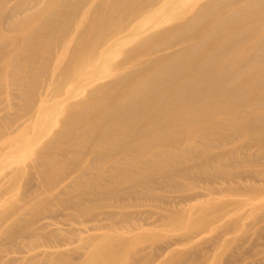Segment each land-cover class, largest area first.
Segmentation results:
<instances>
[{
    "label": "rangeland",
    "instance_id": "374dc122",
    "mask_svg": "<svg viewBox=\"0 0 264 264\" xmlns=\"http://www.w3.org/2000/svg\"><path fill=\"white\" fill-rule=\"evenodd\" d=\"M30 1L8 0L0 16V264H264V94L247 99L241 80L261 68L264 43L237 49L213 23L248 0L219 7L217 0H154L144 11L146 0ZM202 36L230 49L211 77L187 71ZM129 55L139 67L126 75L127 66L115 64ZM173 81L195 101L236 87L242 94L216 105L214 118L193 104L190 117L199 112L192 119L207 117L211 129H193V150L179 139L173 153L160 156L153 143L163 142L160 129L145 146L128 135L147 110L142 103L167 94ZM127 89L128 99L116 102L119 119L103 126L105 100ZM181 113L167 117L179 123L169 136L189 129ZM31 136L41 138L34 144Z\"/></svg>",
    "mask_w": 264,
    "mask_h": 264
},
{
    "label": "bare ground",
    "instance_id": "6f19581e",
    "mask_svg": "<svg viewBox=\"0 0 264 264\" xmlns=\"http://www.w3.org/2000/svg\"><path fill=\"white\" fill-rule=\"evenodd\" d=\"M6 1H8V0H0V16H1V8L3 6V3L6 2ZM59 1H62V0H47V2H50V3L55 4V5H58ZM64 1H63L64 3L68 2V0H64ZM117 1H121L124 6H129L130 4L135 3L133 0H117ZM33 2H34V0L30 1V3H29L30 6L32 4H34ZM113 2L116 3V0H113ZM153 2H154V0H146V3L144 5V7H142L141 11L147 10L153 4ZM217 2L218 3L215 5V7H219L220 4L223 2V0H217ZM19 6H21V4H16L15 6H13L11 8L10 12L16 11L19 8ZM175 8H176V6L173 7V10ZM28 9H30V8H28ZM101 9L105 11V10H107V6L104 5L103 8H101ZM179 10H181V8ZM57 11H58L57 9L54 10V12H57ZM20 13H21V11H20ZM131 18H132V16H131ZM222 18H225V19H222ZM44 19L45 18H43V20ZM222 20H224V21H222ZM28 21H29L28 18L27 19H23V20H21L20 23H16L14 26L18 27L20 24L26 25L28 23ZM96 21H99L98 17L96 18ZM86 23H87V20L85 21V24ZM213 23L217 25V28H219V27L221 28L220 32H221V34L224 37H227V38L232 37L233 40L237 41V44H238L237 49H239L242 45H243V47H246L247 45H250V44L257 48L260 44L264 43V0H248V3L245 6H242V7L238 8V9H231V10H228L226 12H222L220 15H216L215 19L213 20ZM131 26H132V20H131V25L129 27H131ZM46 27H48V26H46ZM150 29H152V27H150ZM115 33L116 32L113 31V35ZM195 36H200V32H198ZM154 39H155V37H154ZM98 40H100V37L97 38L95 40V42H97ZM199 40L204 41V42L201 44L199 49H196L195 51H193V53L196 55V60L193 61L194 65L192 67H188L187 68L188 69L187 71H189V74H191V75L193 74L195 76V75H201V71L205 69V70L208 71V74H209L207 77H211V76H213L215 74V72H212V70L215 67H217V63H220L222 61L223 56L227 52H229L230 49H228V48L224 49V48H221V47H216L214 42L211 39L203 37V36L200 37ZM23 41H25V40H23ZM115 43H117V40H113V42L109 45V47L107 49H111L112 46L115 45ZM143 43H141V44H143ZM186 45H187V42H183V45L179 46V48H181V49L178 48L179 50L177 51L178 52L177 57H179V60H182L183 57H184L185 50L182 47H185ZM18 46H20V45H18ZM85 48H87V47H85ZM27 50L28 49H23V52H26ZM231 51L234 52V50H231ZM243 52H246V51L244 50ZM0 53H1V50H0ZM96 53H97V50H93L91 52V54L89 55L90 56L89 58L94 59L95 56H96ZM127 53L132 55V56H135L134 54H132V49H129L127 51ZM32 54L33 53L31 51H27V55H32ZM148 54L149 55H147V56H148L149 59H151V60H155L156 59V54L157 53L151 52V53H148ZM130 55L127 58V60H128L127 62L124 63V61H123V63H122L120 61V62L115 64V67L118 68V69H119V67L122 68L123 66H127L126 67L127 71L124 72V74H126V75H128L129 73L133 74V72H135L137 70V68L139 67V60L140 59L139 58H135V57H131ZM249 55H250V51H247L245 57L247 58ZM77 56H81V58H82V50H81V52L78 51V53L75 55V58H77ZM26 57H28V56H26ZM167 58H168V56H163L162 59L166 60ZM9 61H11V57L9 58ZM11 64H12V62H11ZM14 68H15V66H14ZM87 72H89V70ZM83 73H84V76H86V74H88V73L85 74V72H83ZM104 76H107V75H103V78H104ZM182 77H185V76H182ZM81 79H82L81 81H83V78H81ZM241 80H243L245 83H247L246 84V86H247L246 90L243 91V93H244V95L246 96L247 99L252 100L254 98L255 91H257V90L260 91V93L264 94V87H262L264 85V61H263V64H262L261 68L253 70L252 72L244 75V77ZM118 82L119 81L116 79V81L114 83L116 85H118V88H119ZM114 83H112L111 85H114ZM102 85H103V83L100 86L102 87ZM116 85H114V87H116ZM178 86H179V81H177L175 83L173 81V83L170 85V88L165 91L167 94H164L162 97H158V98L154 97V99L149 104L147 103V100H145L144 103H142V106L145 108V110L146 109L147 110L140 112L142 114L139 115V118H134L136 120L135 122H137V121L139 122V126L136 125L138 128L135 126L136 129H134L135 131L133 130L134 133L133 134H129L128 133L129 135L124 132L125 130H123V132H124L123 135H128V136L131 135L130 136L131 140H129L131 143H136L137 139L141 140V143H140L141 146H145L146 144H153L154 143L156 146H159V148L161 149L160 156L161 155L166 156L167 154L173 153L172 151L176 150V149L172 148L173 144H175L179 139H184L185 141H187V143L190 146L189 150H193V144L197 140L196 139L197 134H196V132L193 129L195 127H198V126L204 128V129H211L210 128L211 123H207V121L210 122V120L207 117L206 118L208 120L203 116V119L200 118L201 120H198L199 119L198 118L197 121H195L194 119L197 118V117H195V114H198L200 111H201L200 113L204 114V112L208 111L209 114H214L213 117H212V118H214L215 113H214L213 110H214V107L216 105L226 106L227 105L226 102H227V100L230 99V97H232L236 93H237V95L240 94V93L242 94V91H238V88L236 87L235 89L229 91L228 93L216 92L215 95H212V99L211 100H201L202 101L201 102V101H195L194 97H192V96L188 97V94L185 95L183 93H179L178 92V90H179ZM114 87H112L113 90L116 89ZM105 90H104V92H105ZM116 91H117V89H116ZM132 91H133L132 89H127L126 92L119 93V96H115L114 95L115 99H113V101L112 100H108V98H107V100H105L107 103L110 104L109 105V104L106 103V105L110 106V108H107V109H109L107 114L103 113V114H106V116L105 115L102 116L103 120H102L101 124L103 126L112 127V126H109V125H110V123H112V121L115 118H117L115 116L118 115V117H119L118 110H120V108H121V106L118 105L119 103L117 104L116 102H119V100H121V99H125V100L128 99V96L130 95L129 92H131V94H132ZM95 92H99V91L96 90ZM111 92H113V91H111ZM116 93H118V92H115V94ZM106 94H108V93H106ZM104 95H102V96L104 97ZM98 96H96V97H98ZM103 97L102 98L99 97V98L104 100L105 97L104 98ZM118 98H119V100H118ZM97 100H98V98H97ZM102 100H99V101L103 103ZM53 102H50L47 105H50L51 103L56 105L55 104L56 102L55 103H53ZM210 103H211V105H209L207 107V104H210ZM193 104H196L198 106L197 109L199 110V112L197 111L198 113H194V116L190 117V113L193 114V112L194 111L196 112V110H197L196 109V105L194 106ZM100 105L105 106L104 104H100ZM117 105L120 106V108L117 107ZM42 107H47L48 108V106H45V105L42 106ZM47 108L44 110L45 112H47V111L49 112L50 111V109H47ZM54 109H55V107H54ZM99 111L102 112L101 109ZM177 111L178 112L180 111V113L183 112L184 114L183 113H181V114H183L185 116V117L183 116V119H179V120H183L184 121L185 119H189L190 118L187 121L189 123L185 124V125H188L186 128H189V129L186 131V133L181 132V134H178V135L170 134V136H169L171 128H172L173 125L175 126L174 122H176V121L173 122V119L169 120L168 118H169V116L172 115V113H175V115L180 114ZM39 112L37 111V113H39ZM40 113H39V116H40ZM233 113H234V111H233ZM45 115L47 117L49 116L48 113L47 114L45 113ZM159 115H161V116H159ZM223 115H225V116L227 115L228 116V113H225ZM42 116H43V114H42ZM42 116H41V118H42ZM53 116H54V111H53ZM173 116H174V114H173ZM200 116H202V115H200ZM176 117H178V116H174V118H176ZM180 117H182V116H180ZM186 117H188V118H186ZM192 117L194 119H192ZM53 118H51V120ZM209 118H211V117H209ZM117 119H119V118H117ZM117 119H115V120H117ZM120 119H121V117H120ZM159 119H160V121H159ZM191 119L194 122L190 121ZM142 120L144 122H142ZM171 120H172V122L174 124L171 122ZM45 121H46V119H45ZM185 122H186V120H185ZM98 123H99V121H98ZM37 124H38L37 126L39 128L40 123L37 122ZM177 124H179V123H177ZM115 125H118V124L116 123ZM119 125H118V127H119ZM123 125H122V127H123ZM35 126H36V123H35ZM131 127L133 128V126H131ZM38 128H37V131H42V129H43V128H41V129L40 128L38 129ZM154 128L160 129L161 133L163 132L162 133V135L164 136L163 142L154 140L153 143H152V136L154 134H156L155 132H152V129L154 130ZM127 129H129V125H128ZM148 129H149V131H148ZM150 129H151V131H150ZM107 130H109V128ZM110 131H111V129H110ZM117 131H120V130H117ZM121 131H122V129H121ZM104 133L106 134V132H104ZM100 134H99V136L101 137L102 134L101 135ZM113 134H114V132H113ZM32 136H34V134ZM32 136H31L32 141L30 140L31 142H34V140H33L34 138H37V139H35V141L38 140V138H41V136L40 137L35 136L33 138H32ZM128 136H127V140L130 138V137L128 138ZM166 142H169V143L165 144ZM35 143L36 142H34V144ZM164 147H168V149L167 150H163ZM194 153H196V151H194ZM169 158H171V157H169Z\"/></svg>",
    "mask_w": 264,
    "mask_h": 264
}]
</instances>
